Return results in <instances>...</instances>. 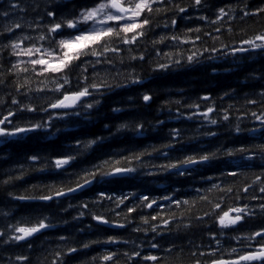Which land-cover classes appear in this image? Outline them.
<instances>
[{
	"label": "snow or ice",
	"instance_id": "6c2138e0",
	"mask_svg": "<svg viewBox=\"0 0 264 264\" xmlns=\"http://www.w3.org/2000/svg\"><path fill=\"white\" fill-rule=\"evenodd\" d=\"M190 10H208L211 15L193 16ZM178 17L203 26L179 28ZM250 19L264 21V4L253 7L250 0H4L0 3V140L7 145L17 143L16 137L39 140L41 134L50 139L60 131L58 120H92L106 91L143 84L146 77L136 70L137 64L147 63L156 74L201 63L205 56L211 60L216 54L244 60L264 57V30L249 35L241 28L234 33L235 23ZM157 28L176 31L153 35ZM248 78L264 80V73H250ZM155 94L149 89L137 98L150 106ZM232 95L226 91L216 98L169 99L160 108L171 112L175 105L177 120L197 119L201 127L223 124L231 147L200 145L177 156L172 151L177 145L195 142L200 135L215 138L218 132L209 129L186 137L183 127L170 126L159 144L142 150L120 149L69 171L108 139L125 133L142 137L165 125L163 119L145 121L139 116L114 126L105 123L108 136L73 137V144L63 145L54 154H0V163L17 157L16 166L0 169V189L7 198L0 207V255L6 256L0 264H185V252L187 264H264V90L245 94L241 107L216 106L217 100ZM126 110L117 106L111 113ZM3 152L6 149H0ZM146 157H162L166 162L145 163ZM209 171L219 175H208ZM31 172L63 174L66 179L32 184L23 192L11 190ZM164 173L185 181L199 175L209 185L195 186L192 192H185L182 183L160 193L149 185L146 190L123 191L138 177ZM85 188L92 197L73 204L75 194H83ZM21 204L30 205L31 210L16 215ZM69 209L77 210L72 221L88 217L94 224L53 233L52 229L69 225L68 219H58L59 213ZM112 227L127 236L108 232ZM93 231L97 234L92 237L80 235ZM197 234L199 243L192 239ZM185 238L190 247L177 243ZM12 246L23 251L9 252Z\"/></svg>",
	"mask_w": 264,
	"mask_h": 264
},
{
	"label": "trees",
	"instance_id": "16d2710c",
	"mask_svg": "<svg viewBox=\"0 0 264 264\" xmlns=\"http://www.w3.org/2000/svg\"><path fill=\"white\" fill-rule=\"evenodd\" d=\"M3 2L4 0H0V3ZM218 2H222V0H218ZM231 2L235 3V0H231ZM250 4L255 7V5L258 4H264V0H250ZM190 11L192 12L193 16L211 15V12L208 10H204L203 12L194 10ZM177 23L179 28L203 26L200 22L194 19L188 20L179 17L177 18ZM262 23H264V21L257 22L256 20L251 19L247 23L238 21L233 25L234 33L240 32V29L244 28L250 35L253 30H264L261 27ZM209 30L211 29L209 28ZM162 31H176V29L161 30L157 28L155 29L153 35H159ZM224 38L226 40L231 39L227 36ZM235 38L237 40L239 39L238 37ZM162 47H164V51L169 50V48L166 46ZM149 51H151V49H149ZM201 60V63L193 64L191 66L186 65L184 67H174L171 71L156 74L151 72V69L147 63H143L142 65L137 64L136 70L146 77L143 84L106 91L104 96L100 98L101 105L97 109V113L92 120L86 122L82 121L79 123H77L75 120L71 122L58 120L55 123L60 131L50 139L44 138L43 134H41V138L39 140L29 139V137H16L15 141H17V143L9 141L7 145L4 144V146L0 149H6V152L0 154L6 155L8 152H11L14 154L20 153L22 156L26 151H41L42 153L54 154L63 145L73 144L75 142L72 139L73 137H79L80 139H91L97 135L108 136L109 129H105L103 127L105 123L110 124V126H114L115 124L123 122L130 117L139 116L144 117L145 121L163 119L165 120V125L161 126L157 131L149 130L146 135L142 137H133L131 133H125L124 135L108 139L104 141V145L99 151H89L86 155L79 158L74 163V167L69 168V171H78L82 167L90 166V164L96 162L98 158L106 156L108 153H112L120 149L142 150L146 146L159 144L164 140L165 134L168 131V127L170 126L183 127L186 137L192 136L194 134L200 135L209 129L218 132V136L215 138H207L200 135V139L195 142L177 145V147L172 150L177 156L185 152H190L193 148L200 147V145H203L207 148H214L218 144H226L227 146L231 147V136L225 130V126L223 124L218 126L207 125L205 127H201V122L197 119H193L191 121L177 120L175 118L177 112L175 105L171 106V112L160 111V108L169 99H181L183 101H188L195 100L198 96L203 95H209L213 98H216L218 96H223L226 91L233 93V95L231 97L225 96L222 101L217 100L216 106L218 108H226L229 103H232L236 105V107H241L245 94L250 93L253 90H264V80H252L248 78L250 73H254L257 76H259L261 73H264V57L258 55L254 57L249 56L246 60H244L236 59L234 57L225 58L222 55L216 54V58L214 59L209 60L205 56L202 57ZM149 89L154 90L156 94L154 95L153 100L150 102V106H146L144 105L143 101L137 97ZM128 96H132L134 99L128 100ZM117 106L123 107L127 110L117 114L111 113V108ZM182 111H184L185 115L189 114L186 109ZM248 123L251 125L253 122L249 119ZM147 127L151 129V125H147ZM197 129H199V132H197ZM111 130L114 131V127H112ZM51 131H55V129H52ZM35 135L36 134H29L30 137ZM129 140H134L136 143H129ZM93 147L95 148V146ZM153 160H155L157 163L166 162L163 161L162 157H146L145 163ZM16 164L17 157L13 156V158L8 160L6 163H0V169H7L10 166L14 167ZM255 170L259 171L260 169L257 168ZM207 174L212 176L219 175V173L215 171H209ZM62 179H66V176L63 174L31 172L25 175L22 180L17 181L13 186H11V190L23 192L32 184L52 181L59 182ZM178 183L183 184V189L185 192H192L195 186H200L201 184H203L205 187H208L209 185V182L203 181L199 175L195 176L194 178L190 177L185 181L183 178H176L169 173H164L151 178L138 177L133 186H123V191H139L141 189H145V185H149L153 189L154 193H160L163 188L175 187ZM135 185H140V188H136ZM92 195V191L88 189L83 194L77 195V199H72L71 202L75 204L78 203L79 199L88 200L92 197ZM6 199L7 198L4 194V190L0 189V207H3V203L6 201ZM67 202L68 201H65V207L67 206ZM30 210V205L21 204L15 210V214H24ZM76 211V209H69L67 213H59L58 219L66 218L70 223L69 225H61L60 227L52 229L51 231L53 233L69 232L72 231L74 227H83L89 223L94 224V222L90 221L88 217H85L81 222L72 221V216L76 214ZM107 231L112 234H123L124 236H127V232H122V230L115 227L108 228ZM96 234L97 233L93 231L81 233L80 235L82 237H92ZM192 239L199 243L198 234L193 236ZM177 243H182L189 247L191 246L189 245V242L186 238L182 240L178 239ZM13 251H23V249L12 246L9 249V252ZM37 251H40V249H37ZM146 251H148V249H146ZM151 251L155 252L156 250ZM5 258V255H0V262H2ZM183 258L185 260V264H187L188 256L186 252Z\"/></svg>",
	"mask_w": 264,
	"mask_h": 264
},
{
	"label": "water",
	"instance_id": "95a60500",
	"mask_svg": "<svg viewBox=\"0 0 264 264\" xmlns=\"http://www.w3.org/2000/svg\"><path fill=\"white\" fill-rule=\"evenodd\" d=\"M2 145H3V142L0 140V147H1ZM86 190H88V188H85V189H84V191H86ZM79 194H81V193H80V192H77V193L75 194V196H76V195H79Z\"/></svg>",
	"mask_w": 264,
	"mask_h": 264
},
{
	"label": "clouds",
	"instance_id": "9594fccd",
	"mask_svg": "<svg viewBox=\"0 0 264 264\" xmlns=\"http://www.w3.org/2000/svg\"><path fill=\"white\" fill-rule=\"evenodd\" d=\"M138 179V178H137Z\"/></svg>",
	"mask_w": 264,
	"mask_h": 264
}]
</instances>
